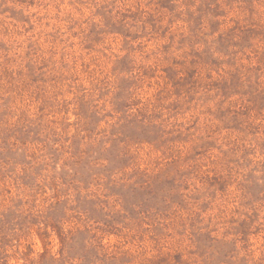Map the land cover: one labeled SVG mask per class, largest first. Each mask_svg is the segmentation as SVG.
<instances>
[{
	"label": "rangeland",
	"instance_id": "1",
	"mask_svg": "<svg viewBox=\"0 0 264 264\" xmlns=\"http://www.w3.org/2000/svg\"><path fill=\"white\" fill-rule=\"evenodd\" d=\"M0 264H264V0H0Z\"/></svg>",
	"mask_w": 264,
	"mask_h": 264
}]
</instances>
